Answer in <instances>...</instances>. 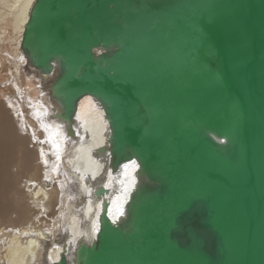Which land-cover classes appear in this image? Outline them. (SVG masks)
<instances>
[{
  "label": "water",
  "instance_id": "1",
  "mask_svg": "<svg viewBox=\"0 0 264 264\" xmlns=\"http://www.w3.org/2000/svg\"><path fill=\"white\" fill-rule=\"evenodd\" d=\"M22 48L45 75L56 64L68 132L90 94L99 151L136 166L73 264H264V0H36Z\"/></svg>",
  "mask_w": 264,
  "mask_h": 264
},
{
  "label": "bare ground",
  "instance_id": "2",
  "mask_svg": "<svg viewBox=\"0 0 264 264\" xmlns=\"http://www.w3.org/2000/svg\"><path fill=\"white\" fill-rule=\"evenodd\" d=\"M35 1L0 0V264H52L63 252L73 264L77 245L96 236L102 201L114 219L124 210L136 166L114 172L99 151L110 129L94 96L78 103L72 133L57 117L56 64L45 75L22 48ZM100 186L110 192L97 195Z\"/></svg>",
  "mask_w": 264,
  "mask_h": 264
},
{
  "label": "snow or ice",
  "instance_id": "3",
  "mask_svg": "<svg viewBox=\"0 0 264 264\" xmlns=\"http://www.w3.org/2000/svg\"><path fill=\"white\" fill-rule=\"evenodd\" d=\"M134 163V162H133Z\"/></svg>",
  "mask_w": 264,
  "mask_h": 264
}]
</instances>
